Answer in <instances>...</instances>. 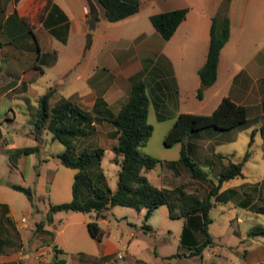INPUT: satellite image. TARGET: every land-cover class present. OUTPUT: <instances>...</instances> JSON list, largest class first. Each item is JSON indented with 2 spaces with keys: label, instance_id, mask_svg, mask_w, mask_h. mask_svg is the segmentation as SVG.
I'll use <instances>...</instances> for the list:
<instances>
[{
  "label": "rangeland",
  "instance_id": "rangeland-1",
  "mask_svg": "<svg viewBox=\"0 0 264 264\" xmlns=\"http://www.w3.org/2000/svg\"><path fill=\"white\" fill-rule=\"evenodd\" d=\"M94 1L99 4L98 0ZM224 1L141 0L138 13L117 22L109 21L105 13H101L95 27L83 19V6L90 9V1L82 0L81 5L75 1L71 5L73 10L68 5L72 15L70 32L63 34L67 40L63 42L48 34L45 42L41 43V51L45 50L43 56L38 51V42L27 27V36L22 43H34L36 49L24 53L27 55L25 66L31 64L26 70H31L12 76L20 81V77L26 75L25 84L15 87V82L6 86L5 75L4 80L0 75V96L14 87L7 96L0 97V204L10 206L12 222L21 227L28 250H32L38 242L39 236L34 235L37 222H48L50 215L54 217L56 243L64 246L65 250L59 259H64L67 264H264V236H249L251 230L264 227V215L251 209L253 204H262L264 198V100H258V86L249 85L252 93L239 99L248 108L247 124L229 131L209 128L198 136L186 139L188 154L200 169L209 174V181L194 178L179 162L182 143L165 145L166 135L180 113L211 114L236 87L228 74L237 68L223 58L224 72L205 91L203 100L197 96L201 86L198 71L206 62L208 49L201 43H192L203 36L202 25L194 16L206 8L216 11ZM185 4L193 6V9L182 28L183 36L180 25L171 40H164L153 26L151 16L179 9ZM186 35L192 40L188 45ZM239 36L240 33L235 32L224 54L234 53L233 57L238 58L236 62L242 63L248 55L264 45V38L257 44L258 31L244 35L245 42L239 41ZM147 42L152 43L158 53L157 58V53L153 56L143 53L151 58L143 62L147 75L142 81L151 99L148 120L154 126V132L139 149L141 153L161 161L146 173L149 181L155 186L169 188L184 184L187 192L204 198L218 183L222 163H228V159L223 162L215 153L229 155L231 160L244 163V176L224 183L220 194L214 198L209 233L215 244L208 245L201 254L194 256H189L191 245H199L206 238L201 224L192 228L195 238L183 240L188 221L185 218H171L167 205L158 207L147 221L146 210L119 205L106 212L104 222L94 211L63 210L51 213L52 205L73 199L77 169L61 163L59 154H63L66 147L60 141L53 140L52 132L42 130L41 134L36 133L32 120L37 118L39 99L55 89L50 99L51 108L68 100L94 115L96 101L106 95L111 103L110 109L118 112L131 88L130 81L124 78L127 74L125 55L130 50L136 52L138 49L136 54H142L141 47ZM2 53L9 56L12 52L7 46ZM2 53L0 63L3 64L6 61L3 62ZM39 57L43 58V69L34 68ZM151 63L158 66L151 69ZM100 80L107 82L96 84ZM25 91L27 93L20 94ZM156 96L162 101L157 109L153 102V99L157 102ZM114 130V126L107 121L97 122L95 130L76 140L77 154L92 152L98 147L105 149L106 155L100 161V166L108 186L113 190L118 186L120 169L119 165L111 162V148L116 143L111 136ZM36 146L38 151L29 154L21 152L23 148ZM10 184L30 187L36 198L35 204ZM24 219L28 228L23 227ZM87 221H98L103 228L105 234L101 241L91 236ZM146 223L153 228L152 231L143 228ZM66 225V232L58 233ZM176 254L180 256L174 257ZM24 264H30L29 260Z\"/></svg>",
  "mask_w": 264,
  "mask_h": 264
},
{
  "label": "trees",
  "instance_id": "trees-1",
  "mask_svg": "<svg viewBox=\"0 0 264 264\" xmlns=\"http://www.w3.org/2000/svg\"><path fill=\"white\" fill-rule=\"evenodd\" d=\"M89 1L91 8L88 23L91 27H95L100 20V13L95 4L91 0ZM231 1L225 0L212 18L207 59L198 71L201 86L197 96L200 100L204 99L205 91L218 80L221 53L231 37V20L229 17ZM52 2L53 0H47L39 12L37 20L24 19L29 32L33 34L35 39L34 29L39 22L44 21ZM99 3L104 8L106 18L111 22L126 19L141 9V0H99ZM188 12V8L161 12L152 15L151 22L164 39L170 40L181 23L187 18ZM132 81L129 95L117 113L110 109L104 98H99L96 101L93 109L94 115L68 100L51 108L50 99L56 91L55 89H51L39 99L37 118L32 120L35 124L36 133L39 135L42 130L52 132L53 140L60 141L66 147V151L59 154L61 163L77 169L73 185V199L70 202L52 205L51 213L63 210L84 213L94 211L100 218L105 217L107 211L119 205L135 208L139 211L146 210L145 219L147 221L158 207L167 205L171 218H185L188 221L184 229L183 240L195 238L192 228L201 224L206 238L199 245H191L192 250L189 256L201 254L205 247L215 244L209 233V225L212 223L210 212L215 206L214 198L218 197L224 183L244 176V163L231 160L229 155L215 153L221 161L228 159V163H222L218 183L213 185L204 198L196 193L187 192L184 184L175 188L158 187L152 184L146 173L156 168L161 161L141 153L139 149L149 141L154 132V126L148 120L150 99L146 92L145 83L142 81V74H139ZM102 121L109 122L115 128L111 133V136L116 140L111 148L113 153L111 162L120 166L118 186L115 190L108 186L106 176L101 170L100 161L106 155L104 148L98 147L92 152L83 151L77 154L76 140L79 137L88 136L92 130L96 129V123ZM248 121V108L225 96L211 114L180 113L166 135L165 145L173 146L176 143H182L179 162L194 178L209 181V174L200 169L188 154L185 146L186 139L191 136H198L203 130L209 128L220 131L234 130L247 124ZM38 150V146L27 147L21 149V152L29 154ZM10 186L26 194L29 200L35 204L36 198L30 187L19 184H10ZM251 209L264 215V198L262 204H253ZM9 214V205L1 203L0 221L5 220L13 223ZM52 221L53 217L49 215L48 223ZM46 223L45 221L39 222L37 232L53 237L52 231L44 229ZM143 228L147 231L153 230L147 223L144 224ZM88 229L93 238L100 241L103 239L105 232L98 221L89 222ZM249 236H264V227L251 230ZM6 244L7 240L0 237V254ZM55 251L56 256L52 264H65L64 259H59V254L64 251L57 246H55ZM175 256H180V254Z\"/></svg>",
  "mask_w": 264,
  "mask_h": 264
},
{
  "label": "crops",
  "instance_id": "crops-1",
  "mask_svg": "<svg viewBox=\"0 0 264 264\" xmlns=\"http://www.w3.org/2000/svg\"><path fill=\"white\" fill-rule=\"evenodd\" d=\"M75 1H77L79 5H81L82 3V0H53L52 6L49 9V11L46 13L44 21L39 22L37 24L36 28L34 29V33L37 39L36 42H38L37 46L40 55L43 56L45 53L44 52L45 50L42 49L43 52L41 51V43L45 42V40L48 37V34L56 36L63 42L64 40L65 41L67 40V37L63 34L64 32H66V34L68 35V33L70 32L71 15H72L70 8L73 10L71 5L75 4L76 3ZM91 1L95 4L100 14L105 13L104 8L99 3V0H98L99 3L98 5L97 3H95L94 0ZM46 3L47 0H0V43H1L0 52L2 53L3 49L7 46H9L10 51L12 52L9 56H4L2 53L4 59L3 62L4 61L6 62H4L3 64L0 63V68L1 69L3 68L0 71V75L3 78V80L5 79L4 78L5 75L7 79L5 84L6 86L15 82H16L15 87L25 84L26 75L21 76L20 81H16V79L12 77L13 75H18L19 73H23V72L28 73L31 70V68L26 70V67H30L31 64L25 66L27 63L26 60L27 55H25L24 53L28 54L29 52L36 50L34 47V43H30V42H28L27 44L22 43L23 38L27 36V32H25L27 31V25L24 19L28 18L33 21L37 20L39 18V12L45 6ZM68 5L70 6V8ZM181 8L189 9L187 18L181 23V34L183 36L182 28L183 26H185V24H187V21L191 16L190 10L191 8L193 9V6L189 4H185L184 6H181ZM206 9H203L202 11H198V14L194 16L198 19V22H200L202 25L201 29L203 36L197 40L192 41L190 38H187L186 35L185 36L186 45H188V43L191 41L192 43L197 42V43H201L203 46L204 45L207 46V49L209 50L212 18L217 13L219 8L216 11L209 9L206 10ZM83 10H84L83 19L87 22L90 9L84 5ZM229 17L231 20V37L221 53L219 74L221 72H224L222 65L223 58L226 62H230L231 66L232 64H234V66L237 69L234 72H229V74L228 71L225 70L226 74H228L229 80L232 82V85L236 86L226 96L242 104L239 99H242L243 97H247V95H250L252 93L251 89L249 88V85H257L258 100L260 102L261 101L263 102L264 45L262 44L260 48L256 49L252 54L248 55L247 59L243 60L242 63L236 62L238 58L233 57V55H235L234 53H229L225 55L224 51L226 50V48H228L229 44L231 43L233 39L232 36H234L235 32L240 33L239 36L240 40L239 39L238 40L243 42H245L244 35L251 33L252 31L253 32L258 31L259 38L257 39V44L260 43V40L262 38H264V0H232L229 9ZM190 26L191 25H189V27ZM178 30L176 31L174 36L177 34ZM160 36L162 35L160 34ZM161 38H163V36ZM17 43L19 44L22 43V44L18 46L16 45ZM141 50H142L141 51L142 54L139 55L136 54L139 51V49L136 52H134V50H130L125 55V59L127 61L126 63L127 65L125 64L126 65L125 69H127L126 70L127 74L124 78L130 81L129 87H131L132 85L133 82L132 80L135 79L139 74H142V79L147 75V72H145L146 70L144 69L145 65L143 64V62L149 61L151 60V58H149L146 54L143 55V53H151L152 56L154 55V53H157V51L154 50V46L150 42L144 44L143 47H141ZM155 56L157 58L158 53L155 54ZM42 62H43V58L41 59L39 57L35 63L33 62L35 66L34 68L43 69ZM157 66L158 65L154 66V63H151V65H149L151 69H154ZM132 68L135 70H132ZM42 73H44V70H42ZM104 82L107 81L100 80L96 82V84H100ZM200 85H201V80H200ZM13 89L14 87L4 91L3 95H1L0 97L7 96L9 93L13 91ZM25 93H27V91L21 92L20 94H25ZM102 96L109 103V106H111L108 97L106 95H102ZM153 102L154 105L156 104L155 106L157 109L158 108L157 106H159L160 102L162 101L161 99H158L156 102L155 99H153ZM150 105H151V99H150ZM8 146L9 147L11 146L10 143ZM161 187H167V186H161ZM9 215H12L11 209ZM104 221H106V218L102 217V222ZM23 222H24L23 227L28 228L26 222L25 221ZM39 222H37V224ZM87 222L89 223V221ZM37 224L34 235L36 237L39 236L37 238L38 242L37 244L35 243L33 245L32 250H28L24 244V238H23V233L21 231V227L17 223H10L5 220L0 221V237H3L7 240V244L3 252L0 254V264H24L26 260H29L30 264H52L56 256L55 246H57L59 249L65 252L64 246L60 247L56 243V240L58 238H56L55 236L52 237L49 234L37 232ZM54 224L55 223L53 217V221L51 223L47 222L44 226V229L48 231H52L54 233L53 231ZM66 230H67V225L64 228H62L58 233L66 232ZM51 237L53 238L52 240ZM63 241L65 247H67L68 245L67 241L65 239ZM65 264H67L66 261Z\"/></svg>",
  "mask_w": 264,
  "mask_h": 264
},
{
  "label": "built area",
  "instance_id": "built-area-1",
  "mask_svg": "<svg viewBox=\"0 0 264 264\" xmlns=\"http://www.w3.org/2000/svg\"><path fill=\"white\" fill-rule=\"evenodd\" d=\"M24 221H25V219H24Z\"/></svg>",
  "mask_w": 264,
  "mask_h": 264
}]
</instances>
